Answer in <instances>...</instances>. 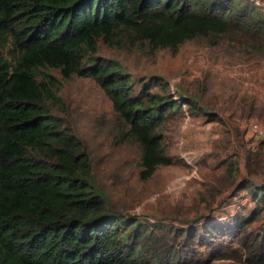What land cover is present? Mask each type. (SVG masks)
Wrapping results in <instances>:
<instances>
[{
	"label": "trees",
	"instance_id": "trees-1",
	"mask_svg": "<svg viewBox=\"0 0 264 264\" xmlns=\"http://www.w3.org/2000/svg\"><path fill=\"white\" fill-rule=\"evenodd\" d=\"M234 38L264 56V9L256 0H0V264H264V182L243 178L256 204L222 219L179 226L116 210L93 180L86 148L55 115L48 70L92 79L110 99L123 135L139 147L142 178L173 163L159 129L192 96L152 77L135 93L97 43L175 49L195 38ZM156 87L153 91L152 88ZM252 115L264 119V105ZM264 141L246 158L261 172ZM258 157L257 169L251 157ZM229 163L227 174L234 173ZM261 175V174H260Z\"/></svg>",
	"mask_w": 264,
	"mask_h": 264
},
{
	"label": "rangeland",
	"instance_id": "rangeland-1",
	"mask_svg": "<svg viewBox=\"0 0 264 264\" xmlns=\"http://www.w3.org/2000/svg\"><path fill=\"white\" fill-rule=\"evenodd\" d=\"M256 1L264 9V0ZM233 40L221 37L219 45L211 47L208 39L195 38L175 49L157 50L98 41L95 55L120 62L135 93L142 82L159 77L169 83L170 91L192 96L201 106L194 116L184 107L181 116L169 117L159 129L162 151L173 163L158 166L147 178L140 174L139 147L123 135L103 90L90 78L65 79L58 70L47 71L58 81L61 99L51 105L52 114L81 139L94 183L122 214L188 226L255 206L248 191L236 192V185L246 177L264 182V151L259 157L261 172L246 168L247 156L263 141L249 133L248 125L254 121L264 126V119L252 115L250 106L264 105V56L247 52ZM251 158L257 169L259 158Z\"/></svg>",
	"mask_w": 264,
	"mask_h": 264
},
{
	"label": "built area",
	"instance_id": "built-area-1",
	"mask_svg": "<svg viewBox=\"0 0 264 264\" xmlns=\"http://www.w3.org/2000/svg\"><path fill=\"white\" fill-rule=\"evenodd\" d=\"M248 131L253 137L264 141V126L251 121L248 125Z\"/></svg>",
	"mask_w": 264,
	"mask_h": 264
}]
</instances>
